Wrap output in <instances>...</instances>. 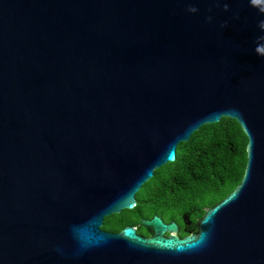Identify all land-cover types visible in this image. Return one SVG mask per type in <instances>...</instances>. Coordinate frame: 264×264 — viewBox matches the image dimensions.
I'll use <instances>...</instances> for the list:
<instances>
[{
	"label": "water",
	"instance_id": "1",
	"mask_svg": "<svg viewBox=\"0 0 264 264\" xmlns=\"http://www.w3.org/2000/svg\"><path fill=\"white\" fill-rule=\"evenodd\" d=\"M261 21L264 0H0V264H264ZM222 117L244 174L195 234L101 229Z\"/></svg>",
	"mask_w": 264,
	"mask_h": 264
},
{
	"label": "trees",
	"instance_id": "2",
	"mask_svg": "<svg viewBox=\"0 0 264 264\" xmlns=\"http://www.w3.org/2000/svg\"><path fill=\"white\" fill-rule=\"evenodd\" d=\"M247 138L238 123L221 118L202 125L187 142L176 146L174 162L154 171L136 193L132 210L104 218L102 230L119 232L133 226L143 236L151 234L140 219L158 216L165 221L182 214L199 220L205 211L229 195L240 183L246 164Z\"/></svg>",
	"mask_w": 264,
	"mask_h": 264
},
{
	"label": "flooded vegetation",
	"instance_id": "3",
	"mask_svg": "<svg viewBox=\"0 0 264 264\" xmlns=\"http://www.w3.org/2000/svg\"><path fill=\"white\" fill-rule=\"evenodd\" d=\"M183 217H184V220H183ZM161 220L164 223H169V222L173 221L177 225L178 231L175 234V236L178 237V238H183V237H186V236H189V235H193V234H195L197 232L196 223H197L198 220L192 221L191 216L188 215V214H182L180 216V218H178L176 220H172V221H165L162 218H161ZM146 230H149L151 232V234L148 235V236H143V235L139 234L137 232V230H136V233H137V235H140V236H143V237H150L152 235V230L151 229H146ZM165 236H169V234L166 233Z\"/></svg>",
	"mask_w": 264,
	"mask_h": 264
},
{
	"label": "clouds",
	"instance_id": "4",
	"mask_svg": "<svg viewBox=\"0 0 264 264\" xmlns=\"http://www.w3.org/2000/svg\"><path fill=\"white\" fill-rule=\"evenodd\" d=\"M225 9L227 10V5H225ZM189 11H196V9L195 8H190ZM259 26H260L261 29H264V21H261Z\"/></svg>",
	"mask_w": 264,
	"mask_h": 264
}]
</instances>
